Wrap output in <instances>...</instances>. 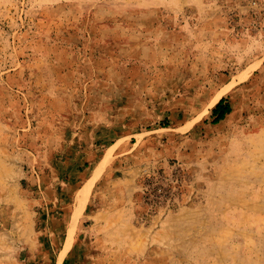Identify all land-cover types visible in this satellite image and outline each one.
I'll return each mask as SVG.
<instances>
[{
    "label": "rangeland",
    "instance_id": "rangeland-1",
    "mask_svg": "<svg viewBox=\"0 0 264 264\" xmlns=\"http://www.w3.org/2000/svg\"><path fill=\"white\" fill-rule=\"evenodd\" d=\"M0 264H264V0H0Z\"/></svg>",
    "mask_w": 264,
    "mask_h": 264
},
{
    "label": "trees",
    "instance_id": "trees-1",
    "mask_svg": "<svg viewBox=\"0 0 264 264\" xmlns=\"http://www.w3.org/2000/svg\"><path fill=\"white\" fill-rule=\"evenodd\" d=\"M231 111V105L229 103V101L226 98H221L216 105L214 106V108L212 109V115L214 116V122H218L221 119H223L225 117L226 114L230 113ZM147 182L149 184V191L147 192V194H152L153 191H155L157 188H153L152 190V180L151 178L147 179Z\"/></svg>",
    "mask_w": 264,
    "mask_h": 264
},
{
    "label": "bare ground",
    "instance_id": "bare-ground-1",
    "mask_svg": "<svg viewBox=\"0 0 264 264\" xmlns=\"http://www.w3.org/2000/svg\"><path fill=\"white\" fill-rule=\"evenodd\" d=\"M88 192H89V185L87 184L86 186H84L81 189V191L79 193L80 194V196H79V205H78V207L75 210L76 211V215H75V217H74V219H73V221L71 223V227H70V230H69L70 233H71V231H73L72 230L73 226H75L74 222L76 220V216L80 213L82 207L84 206V203H85V200L87 198ZM68 236H69V233H68Z\"/></svg>",
    "mask_w": 264,
    "mask_h": 264
}]
</instances>
